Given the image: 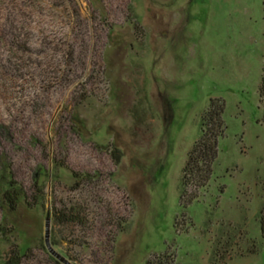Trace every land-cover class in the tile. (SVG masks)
<instances>
[{"label": "rangeland", "instance_id": "rangeland-1", "mask_svg": "<svg viewBox=\"0 0 264 264\" xmlns=\"http://www.w3.org/2000/svg\"><path fill=\"white\" fill-rule=\"evenodd\" d=\"M263 64L264 0H0V161L26 200L42 187L14 229L0 207V263L26 241L18 264H58L48 213L50 243L73 264L166 250L179 264H264ZM213 98L224 131L211 174L180 204Z\"/></svg>", "mask_w": 264, "mask_h": 264}, {"label": "trees", "instance_id": "trees-1", "mask_svg": "<svg viewBox=\"0 0 264 264\" xmlns=\"http://www.w3.org/2000/svg\"><path fill=\"white\" fill-rule=\"evenodd\" d=\"M258 94L262 103V122L264 125V64L262 66V72L260 76V82L258 85ZM223 103L218 98L210 99L209 106L202 113L200 117V136L193 143L192 147L187 153L184 166L181 171L180 178V190H179V202L184 205L193 200L196 195L185 197L188 189L197 190L202 188L208 181L211 174L212 163L217 154V138L223 135L224 125L222 121ZM73 118L76 119L74 116ZM111 156L114 161L119 159V151L117 148L111 150ZM40 174V172H39ZM73 178H79L80 181L88 180L92 175L83 174L78 175L71 172ZM78 182V181H76ZM75 182V184H77ZM34 186L37 188V194H33L31 199L28 201L27 195L21 183L18 182L11 170V165L7 161H0V207L3 213V220L9 222L11 226H15L12 220H14L15 214L18 212L20 206H25L27 209L35 207L37 205L42 206V187L41 183L34 181ZM261 215H259L258 224L260 230V237L264 242V201L260 209ZM17 215V214H16ZM12 218L10 220V218ZM56 221L63 222H75L79 221V216L76 211L66 212L58 211L55 213ZM12 228L14 229V227ZM26 247L25 243L16 245L15 254L13 257L3 261L2 264H14L12 262L15 258V264L19 262V255L24 254ZM50 258L58 264L52 255ZM1 264V263H0ZM146 264H179L175 259L173 251H163L155 254L151 258H148Z\"/></svg>", "mask_w": 264, "mask_h": 264}, {"label": "water", "instance_id": "water-1", "mask_svg": "<svg viewBox=\"0 0 264 264\" xmlns=\"http://www.w3.org/2000/svg\"><path fill=\"white\" fill-rule=\"evenodd\" d=\"M49 215L46 213V217L44 219V245L46 247L47 252L52 255L57 261H59L61 264H73L69 260H67L63 255L55 251V249L52 247L50 240H49Z\"/></svg>", "mask_w": 264, "mask_h": 264}]
</instances>
